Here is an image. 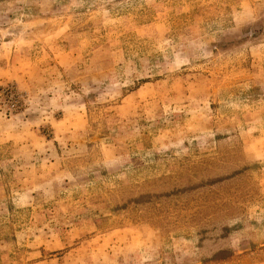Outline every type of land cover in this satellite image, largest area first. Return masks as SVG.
<instances>
[{"label":"rangeland","instance_id":"obj_1","mask_svg":"<svg viewBox=\"0 0 264 264\" xmlns=\"http://www.w3.org/2000/svg\"><path fill=\"white\" fill-rule=\"evenodd\" d=\"M0 264H264V0H0Z\"/></svg>","mask_w":264,"mask_h":264}]
</instances>
